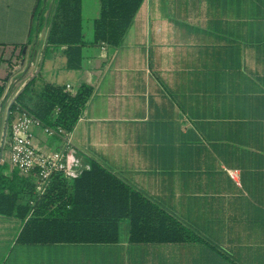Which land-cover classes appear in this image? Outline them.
<instances>
[{"label":"crops","instance_id":"crops-1","mask_svg":"<svg viewBox=\"0 0 264 264\" xmlns=\"http://www.w3.org/2000/svg\"><path fill=\"white\" fill-rule=\"evenodd\" d=\"M92 2L90 20L81 5L80 68L69 70L63 49L40 68L29 60L44 0H0V83L23 64L32 75L40 69L30 102L44 84L87 87L72 148L169 215L184 240L134 242L122 223L112 244L27 243L14 211L0 213V264H264V0H144L118 48L93 46ZM4 135L0 173L9 180L19 171ZM44 137L55 139L46 146ZM62 143L34 130L38 150ZM28 200L17 196L20 206Z\"/></svg>","mask_w":264,"mask_h":264},{"label":"trees","instance_id":"trees-1","mask_svg":"<svg viewBox=\"0 0 264 264\" xmlns=\"http://www.w3.org/2000/svg\"><path fill=\"white\" fill-rule=\"evenodd\" d=\"M82 1L53 0L46 20L44 15L51 1L47 3L44 0L45 7L36 13L35 39L29 56V60L39 59V68L46 54H55L61 49L67 69L80 68L81 51L86 44L81 23ZM143 1L97 0L99 17L93 26V46L118 48ZM45 20L46 26L43 25ZM43 29L45 34L40 43L38 36ZM24 48V45L21 46V51ZM39 68L33 75L27 69L9 84L7 78L0 83V117L7 105L3 129L8 130L9 114L18 108L45 127H59L64 133H71L90 90L81 87L76 92L65 91L64 87L44 84L42 90L35 89L36 99L32 103V98L27 95L32 93V87L40 78ZM56 109L59 110L57 115L54 114ZM88 165V169L76 179L55 176L51 186L39 199L34 194V185L29 177L23 179L19 175L21 172L12 170L8 180L0 173V213L11 215L17 212V218L24 222L19 237L23 242L112 244L118 240L122 223H128L130 240L134 242L184 240L185 233L177 223L148 198L120 181L99 163L90 161ZM19 179L24 180L27 189L18 185ZM54 185L63 188L62 191L54 193ZM66 186L71 190L67 191L69 188ZM20 194L29 198L22 206L17 203ZM29 202H33V205Z\"/></svg>","mask_w":264,"mask_h":264},{"label":"built area","instance_id":"built-area-1","mask_svg":"<svg viewBox=\"0 0 264 264\" xmlns=\"http://www.w3.org/2000/svg\"><path fill=\"white\" fill-rule=\"evenodd\" d=\"M65 89L69 90L70 85H66ZM58 112L56 109L54 114L57 115ZM9 115L11 120L6 131L5 143L8 150L7 162L31 179L37 199L44 196L55 176L60 175L67 180L76 179L88 169V162L72 148L71 133H64L59 127L55 129L45 127L18 108ZM35 129L41 130L47 137H60L63 142L61 149L38 150L33 144ZM0 162L3 163L4 160L1 158ZM228 174L232 178L235 177L232 171ZM29 204L33 205V202Z\"/></svg>","mask_w":264,"mask_h":264},{"label":"rangeland","instance_id":"rangeland-1","mask_svg":"<svg viewBox=\"0 0 264 264\" xmlns=\"http://www.w3.org/2000/svg\"><path fill=\"white\" fill-rule=\"evenodd\" d=\"M97 1V0H96ZM93 2H92V0H83V8H82V10H83V21L84 20H90V19H92V18H95V16H96V10H95V6L92 4ZM97 4H98V2H97ZM97 8H98V6H96ZM37 17V14H36V16H35V18ZM36 24H37V19H36ZM33 28H35V27H33ZM84 30H86V26L84 27ZM86 34H88V35H90L91 34V30H89V31H87V33ZM32 36V35H31ZM32 41H34V38L32 39ZM15 48H17L16 49V54H15V58L17 59V58H20V56H21V54H23L24 53V50H23V52L21 53L19 50H20V47L19 46H17V47H15ZM12 62H14V61H7V62H5V64L8 66L9 64H11ZM17 66V68L19 67V64L18 65H16ZM3 69H6V66L3 68ZM23 64L18 68V71H19V73L21 72V71H23ZM7 71V70H6ZM0 72H2V71H0ZM36 84V83H35ZM2 118H1V123H0V125H2V123H3V119H4V114H2V116H1ZM1 127V126H0ZM6 131H4V129L1 127L0 128V146L2 145V147L4 146V137H5V135H4V133H5ZM52 139H55V138H51V139H46L45 137H44V139H42L43 141H46L45 142V145L46 146H50L49 145V140H52ZM56 142H57V140H56ZM59 142V141H58ZM60 146H58L57 148L58 149H56V148H52L53 150H59V149H61V148H59ZM5 151H7V149L5 150Z\"/></svg>","mask_w":264,"mask_h":264}]
</instances>
